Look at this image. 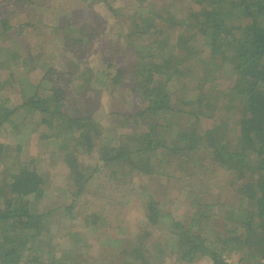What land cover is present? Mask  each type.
Returning <instances> with one entry per match:
<instances>
[{"label": "trees", "instance_id": "trees-1", "mask_svg": "<svg viewBox=\"0 0 264 264\" xmlns=\"http://www.w3.org/2000/svg\"><path fill=\"white\" fill-rule=\"evenodd\" d=\"M87 1L88 17L78 21L81 13L60 0L55 10L61 8L57 13L63 21L52 26L60 45L53 47L54 59L47 57L45 64L29 55L11 58L13 53H6L2 42L12 36L25 40V30L36 20L41 32L48 30L50 25L43 23L47 6H37L38 0L1 4L0 70L21 65L38 77L27 80V95L19 104L2 97L0 79V264H88L77 253L79 247L58 250L52 238L76 242L84 229L96 230L95 224L106 226L101 229L106 233L111 220L103 211L83 215L78 224L71 219L76 205L89 204L82 201L86 192L96 194L107 184L117 194L110 206L121 209L113 227L123 237L115 240L118 252L96 264H194L201 258L208 264H264V0H193L187 6L190 12L179 18L173 13L175 5H150L147 12L139 8L123 23L120 18L114 21L116 37L107 44L103 40L108 31L98 29V13L93 11L95 5H104L113 19L117 9L110 0ZM6 5L16 12H5ZM95 42L98 53L90 51ZM108 50L111 57L106 59ZM91 53L104 62L101 67L86 58ZM128 54L135 58L117 64ZM223 75L232 89L227 93L219 88ZM175 82L178 87L172 89ZM124 89L141 105L138 113L111 108L98 117L103 97L111 106L114 93ZM217 110L227 111L235 124L230 128ZM204 119L213 120L210 129L200 126ZM121 121L131 123L137 133L116 134ZM28 131L34 144L25 153L23 144L15 141ZM7 135L11 138L5 140ZM36 139L49 143L46 151L52 157H64L69 189L63 195L70 192L69 203L62 195L44 207L46 179L37 160L43 148L35 145ZM201 149L199 160L195 155ZM179 153L185 161L198 163V172L178 170L187 182L183 194L155 195L149 180L162 175L164 165H175ZM90 154L94 161H82ZM135 176L145 187L136 189L140 205L144 203L143 221L132 231L126 230L128 221L134 223L132 214L130 220L122 215V210L131 212V206L122 198L135 190ZM207 176L215 179L217 193L206 186L196 190L203 184L194 181L202 183ZM226 189L232 202L226 199ZM166 197L173 207L161 206ZM178 202L183 211L176 208ZM55 224L59 236L52 232ZM159 230L175 239L174 259L167 261L164 242L151 239Z\"/></svg>", "mask_w": 264, "mask_h": 264}, {"label": "rangeland", "instance_id": "rangeland-1", "mask_svg": "<svg viewBox=\"0 0 264 264\" xmlns=\"http://www.w3.org/2000/svg\"><path fill=\"white\" fill-rule=\"evenodd\" d=\"M4 1L6 0H0V9H1V4ZM110 1L112 3V6L117 9V12L119 14L117 15L118 17H115L112 19L111 13H109L106 7L101 4L95 5L96 9L95 11H93L94 13H98L97 17H99L98 20L100 22L98 29H106V31H108L107 35L104 36V40H103L104 44L112 43V39L116 37V33H113L114 30L112 29L115 27L114 21H117L120 18L121 23H123L124 21H126L128 15H130L131 13H134V11L139 8L141 11L144 10L147 12V7H149L150 5H155L156 8L158 6H164V7L170 6L171 7L172 5H175L173 7V13L174 15L178 16L177 18H179V16H183V14L190 12V8L187 6L191 5L193 2V0H175V1L174 0H110ZM59 2L60 0H41V1L38 0L37 6L42 5V4L47 6L45 9H43L44 11L43 23H48V25H50V28L48 26L46 27L48 30H46L45 32H41V29L39 28L41 26L40 24L41 22H39L38 20L36 21L33 20L36 22V24H34V26L33 25L30 26L28 30H25L24 32L26 34L25 40H21L18 37L12 36L14 39H11V40L7 39L5 42H2L6 53L7 51H11L13 53V56L11 58L21 60L23 57H27V55H29L31 60L32 58L35 60L33 62L36 63V59H39L40 60L39 62L43 64L47 62L48 60L47 57L54 59L51 54L53 51H55L53 50V47L54 46L55 48L59 47L58 45L60 44L58 42V39L56 40L53 37L54 34H53L52 26L57 25L58 21H61V22L63 21L62 20L63 16L57 13L61 10V8L55 10V8L58 7ZM66 2L69 5L68 7L71 8L73 12L81 13V15L77 16L78 21H82L84 18L88 17V15L85 13V10L87 9V3H88L87 0H66ZM37 6H35V8H37ZM51 7H54V9H51ZM3 9L5 12H8V13L14 14V12H16L15 10H12L10 6H7V5L5 6V8L3 6ZM24 12L26 13L28 11L24 10ZM88 26L89 28L92 27V25L89 23H88ZM199 40H201L200 43L204 42L203 41L204 39L201 37L199 38ZM41 43L43 46L41 45ZM94 45H95V48L90 49V51L94 52L96 50V53H98L100 51L99 44L95 42ZM32 47H34L35 50L33 51L28 50L29 48H32ZM204 48L206 49L205 45L202 46V49ZM38 49L39 50L41 49V54L39 55L37 53ZM12 50H16V51H12ZM110 52L111 50L106 51L105 53L106 56H104L106 59L111 57ZM123 52H125V47H124ZM134 54H128L125 56L124 59L122 58L119 59L117 61V64L126 65L131 59L135 58ZM94 55L95 54L91 53L87 55L86 58L90 60L91 64L94 67L99 68L102 66L104 62H102V60L98 59L96 55L95 56ZM1 59H3L2 55H0V61ZM32 64H33L32 61L30 63H27L28 66ZM56 64L58 65L57 68L59 69L60 64H62V62L58 60ZM36 77L38 76H36V72L34 70L33 71L25 70L24 68H22L21 65H18V67H13L9 69H6V68L4 70L1 69L0 79L4 83V86H3L4 93L1 91L2 97H10L14 103L16 104L20 103L23 100V93H26L25 86L27 85V82L31 78H33V80H36ZM219 78H220V80H218L219 88L222 90L226 89V93L227 91H230L231 88H228V82H229L228 77L223 75V76H220ZM177 85L178 84L175 82L173 85H170V86L173 89L174 87H178ZM191 89H193V86H191L190 90ZM122 93L125 94V97L121 95ZM127 93L128 91L125 89L121 93L115 92L114 96L112 97L111 106L109 104L110 101L107 102V97H103L102 101H104L105 103L98 110L97 116L104 117L103 115L109 112L111 108L113 110L118 109L119 112L125 111V113H127L129 109H134V110L136 109L135 111H132V113H135V114L138 113V110L141 107L140 108H137V107L141 105H138L135 102H133V100H131L133 99V97L131 95L129 96V94ZM220 103L223 104L224 103L223 100H220ZM217 114H218L217 117L222 121L224 120L227 121L229 127L231 128V125H233V123L235 122V118L229 117L227 111L225 112L226 114L225 115L224 113L217 110ZM127 124L126 122L121 121V123L117 127L116 134L131 133L133 131L131 129V123L130 124L127 123ZM212 125H213L212 119H204L202 122V125L200 126L203 129H208V128L210 129ZM105 132L106 131H104V133ZM133 132L137 133V130H134ZM233 134L235 133L230 131V137L234 136ZM8 138L10 139L11 137L7 135V137L4 139L7 140ZM12 139H13V135H12ZM32 139H31V134L28 131L27 135L21 134L19 137H17L15 142L17 143L21 142L24 147L23 152L27 153L30 150V148L33 147L32 144H34V142ZM36 141H35V145L43 148L42 151H40V155L37 156L38 158L37 160L39 161V166L41 167V170L44 171L43 173L46 179L47 192L44 198V202H45L44 207H45L46 205H49L50 203L51 204L53 202L57 203L58 199L62 197L63 192L69 189V182L67 179L68 169H67L66 164L64 163V157L61 156V153L52 157L49 149L46 151V149L50 147L49 143L43 140H38L37 141L38 143ZM203 153H204L203 149H201L198 151L197 153L198 155L196 154L195 156L197 157V159L201 160ZM93 158H94L93 154L85 155L82 161H94ZM176 158L177 159L175 161V165L174 164L170 166L164 165L165 170L163 174L160 176H155V177L153 176V178L149 180L152 186V192L155 195L168 194L169 196L174 198L176 195L183 194L185 191L184 186L186 185L187 182H186V179L185 180L180 179V175H182V173L179 172L180 169L183 168V171L187 169V172L190 170L194 173L198 172V165H199L198 163H194L193 161H189V160L185 161V157L180 156V153H179V157H176ZM207 175H210V173H208ZM213 175L214 174H211V176ZM196 176L198 175L196 174ZM211 176L210 177L207 176L204 179V182L202 183L197 182L201 180H195L194 184H203L202 186L196 187V190L200 189L203 186H206L207 190L209 189L210 192L217 193L218 188L215 186L216 185L215 179H212ZM219 177H221L220 173L217 174V178ZM141 179L142 178L140 176H135L132 182L133 188L135 190L130 191L131 196L129 198L128 197L122 198L123 201L127 200L129 203V206H131L129 208L131 212L127 213L126 210H122V215L124 216L125 214L124 218L130 220L129 214H132L130 217H132L131 219H133V222H134L132 224L131 221H128L129 223L127 222L128 223L127 225H129L130 227L129 229H126V230L133 231L134 229L139 228L137 227V225L141 224L142 223L141 221H143V219H141L143 217V214L141 212V207L142 205H144V203L140 205L141 202L137 199L138 197H140L137 190L143 191V188L145 187V182L141 181ZM192 180L193 179H191V181ZM110 190L111 188L107 184L106 186L104 185L103 188H99L96 194L91 195V194H87L86 192L83 195L82 201L83 202L88 201L89 204H87L86 207H79L78 205H76L75 211L72 212V214L73 215L75 214V216L71 219V222L78 224L79 218L83 217V215L89 216V215L98 213L100 211L101 212L103 211L106 214L107 218L111 220L110 225L107 226L108 231L104 233L103 231H101V229L106 226H103L101 224H97V225L95 224V226H97L96 230L88 231L84 229L85 234H81L80 240L76 242H73L72 238L70 237L62 238V239L53 237L52 242L54 245L58 246V250L60 248L61 249L72 248L75 245L76 247H79V250L77 251V253L82 254L84 256V257L82 256L83 259L85 260V262L88 261V264L100 263L101 261L99 260L100 259L102 260L103 257L105 258L108 257L109 253H111L112 251L113 253L118 252L120 248L119 246H117V243L115 244V240L123 236L118 234L116 232V229L114 230L113 225H115L116 223L115 217L118 214H120L119 211L121 209L116 210L115 208H112V205L110 206V204H113V202L111 201L112 197L113 196L116 197L117 195L116 193H112ZM63 196L66 197L65 199L67 201L66 203H69L72 199L70 192H67L66 196L65 194ZM118 199H121V198H118ZM226 199L228 202L233 201L231 200V194L230 192H228V189H226ZM169 200L170 199L166 197L161 203V206L163 208L164 207L169 208V206L173 207V203L170 204ZM111 208H112V212L110 211ZM176 208H179L180 211H183L185 209L183 207V204L179 202L177 203ZM57 226L58 225L55 224L52 232L56 233ZM163 226H164L163 224L160 225V228H163ZM119 227L123 228L124 226L122 225ZM219 229L220 231H223L222 227L221 228L219 227ZM81 230L82 229H78V231H81ZM114 231L117 234H115ZM159 231L160 232H158V235L156 237L152 233L151 239H153L152 238L153 236L154 238H156L157 242H161V243L164 242L163 244L164 253L167 252V256H166L167 261H169L171 258L174 259L175 257L173 255L175 254V248H176L175 239L171 238L170 236L167 238L165 236L167 235L165 232L166 230H162V231L159 230ZM56 235L59 236L60 234L56 233ZM151 261L154 262L155 258H153ZM209 262L210 261H208L207 258H201L199 259V261H196L194 264H208Z\"/></svg>", "mask_w": 264, "mask_h": 264}, {"label": "crops", "instance_id": "crops-1", "mask_svg": "<svg viewBox=\"0 0 264 264\" xmlns=\"http://www.w3.org/2000/svg\"><path fill=\"white\" fill-rule=\"evenodd\" d=\"M26 95H27V94H26ZM26 95L23 93V100H24V98L26 97ZM23 100H22V101H23ZM22 101H21V102H22ZM21 102H20V103H21ZM18 104H19V103H18Z\"/></svg>", "mask_w": 264, "mask_h": 264}]
</instances>
